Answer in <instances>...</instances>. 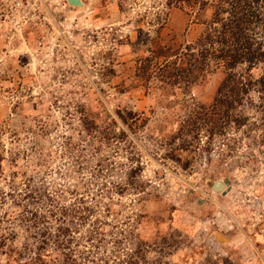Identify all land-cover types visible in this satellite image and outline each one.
Masks as SVG:
<instances>
[{
  "label": "rangeland",
  "instance_id": "1",
  "mask_svg": "<svg viewBox=\"0 0 264 264\" xmlns=\"http://www.w3.org/2000/svg\"><path fill=\"white\" fill-rule=\"evenodd\" d=\"M80 1L0 0V264H264L262 96L211 134L180 78L213 9Z\"/></svg>",
  "mask_w": 264,
  "mask_h": 264
},
{
  "label": "trees",
  "instance_id": "2",
  "mask_svg": "<svg viewBox=\"0 0 264 264\" xmlns=\"http://www.w3.org/2000/svg\"><path fill=\"white\" fill-rule=\"evenodd\" d=\"M172 4L186 5L195 9L194 13L207 7L213 9L212 21L200 39L197 53H185L190 65L180 78L185 79V73L191 75L195 71H216L223 67L225 76L216 95L209 107L202 110L204 115L213 118L211 134L224 133L231 125L241 128L246 119L239 108L250 93L260 94L264 103V0H215L212 4L207 0H171L168 6ZM259 66L261 74L255 78L253 71ZM239 67L244 68L240 73L237 72ZM186 81L185 85L191 82ZM118 117L125 122L119 113ZM196 126L195 130L201 131V123ZM120 135L124 133L121 131ZM44 257L37 253L36 259L42 262ZM66 257L70 262L65 264H78L71 256Z\"/></svg>",
  "mask_w": 264,
  "mask_h": 264
},
{
  "label": "water",
  "instance_id": "3",
  "mask_svg": "<svg viewBox=\"0 0 264 264\" xmlns=\"http://www.w3.org/2000/svg\"><path fill=\"white\" fill-rule=\"evenodd\" d=\"M68 3H70L71 5H82L80 0H68ZM211 189L212 191H216V192H220L225 195V193H228L230 191V188H226L225 184L221 181V180H217L215 181L212 185H211ZM225 240V239H224Z\"/></svg>",
  "mask_w": 264,
  "mask_h": 264
},
{
  "label": "bare ground",
  "instance_id": "4",
  "mask_svg": "<svg viewBox=\"0 0 264 264\" xmlns=\"http://www.w3.org/2000/svg\"><path fill=\"white\" fill-rule=\"evenodd\" d=\"M221 192V191H220Z\"/></svg>",
  "mask_w": 264,
  "mask_h": 264
}]
</instances>
